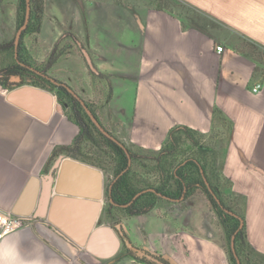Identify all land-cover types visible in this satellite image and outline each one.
<instances>
[{"label": "crops", "instance_id": "0c3cea01", "mask_svg": "<svg viewBox=\"0 0 264 264\" xmlns=\"http://www.w3.org/2000/svg\"><path fill=\"white\" fill-rule=\"evenodd\" d=\"M178 1L205 23L189 24L176 11L140 0H44L41 31L24 41L28 60L90 101L102 126L128 148L159 151L175 126L216 134L222 176L241 202L250 244L264 258V67L237 47L244 39L264 50V0ZM17 2L0 0L4 51L17 45ZM56 47L61 54L50 65ZM3 59L0 54V68ZM258 83L261 91L254 93ZM8 94L0 85V212L12 213L31 182L21 209L32 214L23 229L2 235L0 228V264H146L130 257L126 246L121 255L101 259L42 216L47 198L56 196L60 157L96 167L66 151L53 157L79 133L58 100L42 121ZM65 188L79 186L71 180ZM65 198L57 225L81 239L93 200ZM69 200L89 205L70 214ZM120 224L135 247L170 264H230L203 194L159 203Z\"/></svg>", "mask_w": 264, "mask_h": 264}, {"label": "trees", "instance_id": "16d2710c", "mask_svg": "<svg viewBox=\"0 0 264 264\" xmlns=\"http://www.w3.org/2000/svg\"><path fill=\"white\" fill-rule=\"evenodd\" d=\"M28 5L31 7L30 21L22 33L20 42L6 51L0 47V54L4 56L0 68V85L7 91H11L20 85H32L47 90L57 97L59 108L70 121L79 127V133L71 146L55 149L53 157L61 151L76 153L84 143H91L99 147L98 141H101L111 151L114 155L115 167L113 170L114 177L107 189L108 199L105 210L107 221L112 220L116 224H120L124 217L149 214L161 202L187 201L197 194H203L206 196L218 219V225L223 231L230 264H238V260H241V264H247L252 255L262 258L248 240L247 224L239 198L234 193L231 194L235 199L224 194L221 177L225 182L226 180L222 176L220 164L217 167L219 161L217 159L219 158L212 147L200 142L199 137H202L203 134L187 126L173 127L169 131L166 142L158 152L157 163H161L164 158L174 156L179 158L184 156V158L180 160L174 158V161H170V167L165 168L164 164L160 166L159 182L156 184L140 187L134 182L132 177L134 156L131 150L127 149L129 153L127 154L124 148L106 137L94 124L84 107L85 103L99 120L92 103L78 96L69 85L51 77L47 71L36 67L34 63L28 60L24 41L27 36L37 35L41 31L44 19V0H18V30L25 23ZM238 50L248 54L239 48ZM60 54L61 50L56 47L49 64L54 63ZM14 77H21L22 82L19 85L16 84L12 81ZM182 138L195 146L197 150H191V153L181 152ZM209 154H212L214 158L210 160ZM81 160L95 166L90 161ZM218 170L219 173H217ZM233 237H235V251L232 250L231 246ZM126 253L140 262L154 264L145 258H140L137 253L129 249ZM161 260L165 264H170L165 259Z\"/></svg>", "mask_w": 264, "mask_h": 264}, {"label": "water", "instance_id": "95a60500", "mask_svg": "<svg viewBox=\"0 0 264 264\" xmlns=\"http://www.w3.org/2000/svg\"><path fill=\"white\" fill-rule=\"evenodd\" d=\"M30 16L31 7L28 5L25 23L17 32L16 44L20 42L23 31L28 27ZM90 66L93 68V70H95L91 62ZM12 81L19 85L22 82V78L14 77ZM8 99L13 104L28 111L34 117L42 121L49 120L58 100L57 97L51 92L32 85H20L19 87L14 88L13 90L9 91ZM84 107L99 130L110 140L124 148L127 154H129L126 146L102 126V124L92 114L85 103ZM56 168L59 169V175L55 185H52L53 189H55L54 191L56 192V196H53L51 200L50 198H47V208H45V212L42 213V216L46 217L51 224L60 228L61 233L66 238L75 242L87 252L101 259L112 258L119 252L120 248L124 244L129 250L137 253L140 258H145L146 260L156 264H165L159 258L147 253L146 250L135 247L128 236L125 235L123 226L121 224H117L115 226L99 225L104 209L105 194V177L104 173L100 169L89 167L85 164L63 157H60L57 161ZM33 179L34 178H32V180ZM71 180H73L79 186L77 190H73L72 192L65 188L66 183ZM31 190L32 185L30 182L22 194L19 203L12 212L14 215L23 217L26 220L32 213H30V211L22 210L21 205L23 200L31 195ZM66 195L80 196L82 199L93 200V209L88 216L87 228L81 239H78L75 233L69 232L65 230L64 227L57 225L58 223L56 221V214L60 209L61 203L64 202L63 200L67 199L65 198ZM218 203H220V201H218ZM86 204L89 205V202H84L83 200L66 201V207L70 214H78L80 212L79 208ZM25 227L26 226L20 229ZM234 241L235 237H233L231 245L233 251H235ZM238 264H241V260H238Z\"/></svg>", "mask_w": 264, "mask_h": 264}, {"label": "rangeland", "instance_id": "374dc122", "mask_svg": "<svg viewBox=\"0 0 264 264\" xmlns=\"http://www.w3.org/2000/svg\"><path fill=\"white\" fill-rule=\"evenodd\" d=\"M145 3L148 6L152 7H159V8H166L171 9L173 11H176L177 13L183 15L185 17L186 21L189 24H201L202 22L205 23V21L202 19V17L198 14L192 11L190 8L183 5L178 0H140V3ZM237 47L248 54H250L262 67H264V50L258 47L257 45L244 40L240 39L237 41ZM216 134H209V135H203L202 137H199L200 142H203L204 144H207L209 147H212L214 151H216L217 156V146H216ZM182 143L180 145L181 152L186 151L187 153H191L192 151H196L197 148L193 146L191 143L185 141L183 138L181 139ZM100 144L99 147L96 145H92L91 143H84L80 150L76 153H72L77 158H81L83 160L90 161V163H93L96 168L100 169L104 173L105 177V194H104V209L103 213L99 222V225H104V223L108 222L105 218V210L107 207V189L109 184L111 183L114 174L113 170L115 167V160L114 155L111 153V151L102 144L101 141H98ZM128 150H131L132 155L134 156V161L132 163V177L135 183L139 184V186L147 185V184H156L159 182V167L163 166L167 168L170 167V161H174V158L180 160L182 157H169L167 159L164 158V160L161 161V163H157L158 158V152L159 151H146V150H140L137 148H128ZM209 159L211 160L212 154H209ZM219 160V159H217ZM176 164V163H175ZM220 161H218L217 167H219ZM219 173V170L217 171ZM224 178V177H223ZM222 187L224 194L226 196H230L231 198L235 199L233 195L231 194V190L229 188V185L222 179ZM164 203V202H161ZM241 206V205H240ZM120 217V215L118 214ZM226 245V243H225ZM125 251V248L122 246L120 248V251L118 255H121L122 252ZM247 264H264V259L257 257V256H250V262Z\"/></svg>", "mask_w": 264, "mask_h": 264}, {"label": "built area", "instance_id": "2783aa9c", "mask_svg": "<svg viewBox=\"0 0 264 264\" xmlns=\"http://www.w3.org/2000/svg\"><path fill=\"white\" fill-rule=\"evenodd\" d=\"M217 51L219 53H223L225 51V48L223 46H218ZM262 84L258 83L254 88V93H259L261 91ZM5 92H9L5 90ZM27 225V220L23 217L16 216L13 213L9 212H0V228L2 235H7L10 233H13L20 228Z\"/></svg>", "mask_w": 264, "mask_h": 264}, {"label": "flooded vegetation", "instance_id": "af4514ba", "mask_svg": "<svg viewBox=\"0 0 264 264\" xmlns=\"http://www.w3.org/2000/svg\"><path fill=\"white\" fill-rule=\"evenodd\" d=\"M122 246L125 248V245L124 244Z\"/></svg>", "mask_w": 264, "mask_h": 264}]
</instances>
